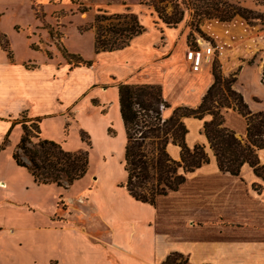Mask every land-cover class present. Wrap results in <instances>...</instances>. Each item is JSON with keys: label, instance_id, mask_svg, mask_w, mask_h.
<instances>
[{"label": "crops", "instance_id": "1", "mask_svg": "<svg viewBox=\"0 0 264 264\" xmlns=\"http://www.w3.org/2000/svg\"><path fill=\"white\" fill-rule=\"evenodd\" d=\"M110 9L111 14L136 13L146 31L123 49L95 52L90 66L73 67L52 58L31 65L11 59L0 48V184L6 185L0 189L6 193L2 200L15 213L8 224H0V264H124L126 258H148L152 264H164L172 252L186 254L188 264H264V178L249 164L234 175L221 171L211 159L190 173L178 190L158 197L156 205L133 198L122 185L125 181L113 180L105 188L99 177L78 191L82 200L70 198L66 210L44 212L36 208L37 218L29 201L18 205L15 195L23 190L9 188L12 174L8 171L15 172L16 168L3 152L18 124L24 133L26 121L38 122L41 127L61 114L70 125V111H74L78 123L83 122L81 117H97L92 121H101L109 137V127L123 121L119 84L160 85L169 104L163 110L164 118H168L176 107H197L214 82L209 66L192 70L186 58L189 45L185 24L163 26L153 7L137 1ZM156 18L157 28L153 26ZM158 28L164 29L166 38L162 49L156 47L161 34ZM111 65L128 72L119 74L109 69ZM100 73L104 79L97 78ZM227 115V127L239 135L246 134V122L238 128L230 120V115L241 117L240 113L230 110ZM184 121L189 146L208 143L204 123L209 119L185 117ZM169 147L172 156L179 159L180 148L174 144ZM259 158L264 165V149L259 151ZM18 207L22 210L17 211ZM90 219L93 226L87 225ZM32 233L41 240L42 248L47 246L44 253L25 249ZM79 241L87 251L75 247Z\"/></svg>", "mask_w": 264, "mask_h": 264}, {"label": "rangeland", "instance_id": "2", "mask_svg": "<svg viewBox=\"0 0 264 264\" xmlns=\"http://www.w3.org/2000/svg\"><path fill=\"white\" fill-rule=\"evenodd\" d=\"M134 1L140 3V0H0V31L7 35L12 55L10 56L1 47V41L0 48L11 59L17 58L20 61H29L31 65L35 61L52 58L74 67L75 62L66 54V50L69 53L80 54L85 60H93L96 56L95 27H90L95 24L96 14L100 13L99 9L102 8L108 14H111V6ZM228 1V4L230 3L231 5L229 7L227 4L223 5L221 9L235 13L234 17L229 21H222L217 15H197L196 9L187 8L184 19L180 23L182 26L185 24V36L189 47L195 46L196 38L199 35L208 38L210 30L216 31L221 37L223 27L215 23L217 20L224 23L238 20L243 23V25L239 24L238 26L240 38L229 46L221 58H216L209 65V70L213 76L214 72H217L222 74L224 78L236 79L233 88L242 93L249 108L253 112L264 111V0ZM109 3L112 4L108 6ZM143 6L147 5L143 4ZM172 11L173 7L169 5L167 12L170 13ZM157 20L159 19H154L153 24L156 28L157 24L155 22ZM109 21L105 20L102 24L106 25ZM163 26L168 27L165 23ZM158 29L161 34L156 47L162 49L166 43V38L164 29ZM109 69H114L119 74L128 72L126 68L122 67L120 69L116 65L109 66ZM97 78L104 79V73H100ZM222 96L224 95L219 93L215 98L220 101ZM215 105H217L216 102L214 107ZM103 110L102 108L101 111ZM230 110L234 109L229 107L221 108L224 116V125L226 126L229 125L227 113ZM83 114L87 115L85 109ZM67 116L69 115L67 114ZM240 116L230 115L232 124L238 128L243 127L246 122L245 117H243V122L242 115L240 114ZM205 117L209 120L212 118L210 114H206ZM65 118L66 115L60 114L57 117L48 119L43 125L41 124V137L39 129L33 126L31 145L38 143L41 139H48L58 142L64 150L69 152H89L90 165L86 175L75 181L69 189L60 187L55 183H36L27 169L15 163L13 155L23 133L21 124L16 126L15 131L8 136L4 145V154L9 157V162H13L14 168H16L15 172L12 171L11 173L8 171L10 175L12 174L11 179L8 180L9 188L23 190L21 194L15 195V199L20 203L18 205L21 207L24 202L29 201L31 207H33L32 212L34 213L32 214H35L34 216L37 218H39V211L36 208H42L44 212H50L51 210L57 212L70 207V203H68L70 198L75 201L76 199L78 201L82 200L83 195L77 194L78 191L88 182H95L98 177L101 179V186L105 188L109 187L113 180L118 179L117 182L122 183L127 179V172L124 167L126 141L124 139L123 121L115 123L114 127L110 126L108 129L110 135L107 137L103 129V123L101 124V121L98 123L97 120L92 121L97 117L90 116V119L81 117L83 122L80 121L78 123L77 119L79 118L76 117L74 111H70L68 121L70 125L66 124ZM88 130L90 131L89 135H87ZM242 134L238 135L244 137L245 131ZM204 145L206 150L212 155L209 143ZM169 146L168 151L172 156ZM20 155L24 160L28 159L24 153L21 152ZM211 159L215 160L213 156H211ZM0 186L4 187L6 185L0 184ZM5 195L6 193L0 189L1 225L8 224L10 222L9 219L13 218L15 214L10 211L8 203L2 200ZM35 209L36 212L34 211ZM16 210L22 209L18 207ZM74 214L76 213L74 212ZM92 220L90 219L89 222L87 220V225L90 223L93 226ZM69 234L71 235V233ZM37 238L36 233H32L31 237H29V244L25 249L30 253H44V248H47V246L42 248L40 245L41 240ZM75 247H81L80 250L83 252L87 251L86 245L81 241L76 242ZM186 257L187 255L184 254V258ZM125 260L124 264H152L148 258L142 261L129 260V258ZM178 260H181V258H178ZM189 260L191 262L190 256Z\"/></svg>", "mask_w": 264, "mask_h": 264}, {"label": "trees", "instance_id": "3", "mask_svg": "<svg viewBox=\"0 0 264 264\" xmlns=\"http://www.w3.org/2000/svg\"><path fill=\"white\" fill-rule=\"evenodd\" d=\"M228 0H140V3L153 7L158 17L168 25L176 27L185 16L187 8L196 9L197 15H217L222 21L231 20L235 13L222 10L229 7ZM173 7L167 12L168 6ZM95 24V52L114 51L130 45L131 40L146 31L139 16L133 12L108 14L99 9ZM102 12V13H101ZM105 20H110L106 25ZM1 46L11 56L7 35L0 32ZM66 54L75 62V66L92 65L80 54ZM236 79L224 78L214 72V82L209 87L197 107L179 106L172 115L163 117V110L169 106L162 96L160 85L121 83L119 102L125 126V171L127 179L122 184L137 201L156 205L160 196L176 191L188 179V175L215 158L221 171L239 175L242 167L249 164L264 178V165L261 164L259 151L264 149V111L253 112L242 93L233 88ZM224 96L218 101V94ZM217 105L214 107V103ZM222 107L238 111L246 119V134L241 137L237 132L224 125ZM206 114L212 118L204 123L212 155L204 144L193 147L186 142L188 128L185 117L203 119ZM33 126L40 132L38 122L23 125L24 133L20 139L14 159L20 166L26 167L35 181L40 184L55 183L69 188L75 181L84 177L89 169L88 151L69 152L58 142L41 139L31 145ZM170 144L180 148V157L175 159L168 151ZM27 156L24 160L20 153ZM181 258V260H178ZM164 264H188V258L179 252H172Z\"/></svg>", "mask_w": 264, "mask_h": 264}, {"label": "built area", "instance_id": "4", "mask_svg": "<svg viewBox=\"0 0 264 264\" xmlns=\"http://www.w3.org/2000/svg\"><path fill=\"white\" fill-rule=\"evenodd\" d=\"M215 23L223 27L221 37L216 31L210 30L208 38L199 35L196 38L195 46L188 48L186 58L191 63L193 71H202L206 66L212 64L216 58H221L229 46L240 38L238 26L239 24L243 25L242 22L234 20L230 23H224L217 20Z\"/></svg>", "mask_w": 264, "mask_h": 264}]
</instances>
